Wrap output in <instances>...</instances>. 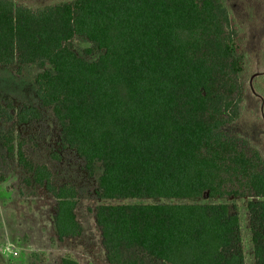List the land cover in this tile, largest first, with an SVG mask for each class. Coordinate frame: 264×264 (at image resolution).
<instances>
[{
	"label": "trees",
	"instance_id": "trees-1",
	"mask_svg": "<svg viewBox=\"0 0 264 264\" xmlns=\"http://www.w3.org/2000/svg\"><path fill=\"white\" fill-rule=\"evenodd\" d=\"M252 16V24L239 19L224 0H0V68L39 69L38 106L0 95V183L20 168L55 199L57 239L83 234L76 186L58 183L36 160L34 139L17 131L45 111L101 199L250 198L255 263L264 264V157L227 130L249 92L248 29L264 18ZM76 35L88 39L87 54L100 53L95 60L76 53ZM92 212L109 264H245L239 216L226 203L100 204ZM59 264L79 262L64 256Z\"/></svg>",
	"mask_w": 264,
	"mask_h": 264
},
{
	"label": "rangeland",
	"instance_id": "rangeland-1",
	"mask_svg": "<svg viewBox=\"0 0 264 264\" xmlns=\"http://www.w3.org/2000/svg\"><path fill=\"white\" fill-rule=\"evenodd\" d=\"M30 6L52 4L62 0H17ZM224 0L240 19L254 13L264 16L262 7L251 8L250 0ZM245 12L244 15L242 13ZM253 13V14H251ZM252 18V19H251ZM257 19V18H256ZM258 20V19H257ZM246 39L247 68L243 78L249 92L244 100L243 114L227 130L248 137L264 157V18L253 23ZM90 43L83 36L73 38L76 53L90 61L100 53L87 54ZM18 69H20L18 71ZM39 71L31 65L15 64L0 68V95L11 97L15 105H39L34 75ZM43 112L38 123L18 124L17 131L31 136L36 142L35 158L47 163L58 183H72L78 190L77 216L84 227L81 236L64 241L56 237L53 224L55 199L45 189L27 184L26 174L14 167L0 183V264H59L64 256L76 259L79 264H109L102 245L100 231L93 210L100 204H170L221 202L229 205L239 216L240 234L245 264H256L249 223L250 198H117L101 199L95 193V180L84 170L83 161L75 150L60 147V127L52 116Z\"/></svg>",
	"mask_w": 264,
	"mask_h": 264
},
{
	"label": "crops",
	"instance_id": "crops-1",
	"mask_svg": "<svg viewBox=\"0 0 264 264\" xmlns=\"http://www.w3.org/2000/svg\"><path fill=\"white\" fill-rule=\"evenodd\" d=\"M76 36H79V35H76ZM76 36H75V37H76Z\"/></svg>",
	"mask_w": 264,
	"mask_h": 264
}]
</instances>
